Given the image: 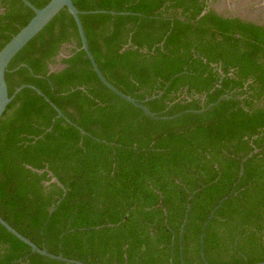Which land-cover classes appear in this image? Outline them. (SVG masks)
<instances>
[{
    "label": "trees",
    "instance_id": "1",
    "mask_svg": "<svg viewBox=\"0 0 264 264\" xmlns=\"http://www.w3.org/2000/svg\"><path fill=\"white\" fill-rule=\"evenodd\" d=\"M72 2L103 77L152 114L229 98L149 118L99 81L61 10L5 73L9 97L32 86L62 116L28 87L7 105L0 218L83 264H204L201 228L232 190L205 228L206 263L263 262L264 23L222 14L216 0ZM33 16L0 0V50ZM0 264L67 263L31 253L0 225Z\"/></svg>",
    "mask_w": 264,
    "mask_h": 264
},
{
    "label": "water",
    "instance_id": "2",
    "mask_svg": "<svg viewBox=\"0 0 264 264\" xmlns=\"http://www.w3.org/2000/svg\"><path fill=\"white\" fill-rule=\"evenodd\" d=\"M25 6H27L28 8H30L33 13L34 16L31 18V20L15 35L13 36L10 41L0 50V119L2 118L7 105L9 104V102L18 94V92L20 90H22L23 88H31L33 90H35V92L40 95L41 97H43V99L56 111L57 116L60 117L62 116V113L48 100V98H46L41 91H39L38 89L32 87V86H27V85H22L20 87H18L13 94L9 97L8 96V90H7V85L5 82V73L7 71L8 65L10 63V61L12 60V58L29 42L31 41L37 34H39L53 19L54 17H56L61 10L66 9L67 12L72 16L75 25L77 27V31H78V35L80 38V42H81V50L84 51V53L86 54L93 71L95 72L97 78L99 79V81L108 89L110 90L112 93H114L116 96H118L119 98H121L122 100L128 102L129 104H131L132 106L140 109L146 116H148L149 118L152 119H156V120H169V119H174L177 118L183 114L186 113H195V114H201L205 111H207L209 108L216 106L220 101L228 99V95L222 96L220 97L215 103L210 104L198 111H193V110H189V111H184L182 113H179L177 115H174L172 117H159L156 116L154 114H152L145 106H143L142 103H139L137 101H135L133 98H131L128 95H125L123 93H121L120 91H118L114 86H112L101 74L100 70L97 67V64L92 56V54L89 51L88 48V44H87V40L82 28V24L79 18V15L82 14V12H79L75 6L73 5L72 0H50L43 8L38 9L35 8L32 4H30L27 0H20ZM96 13V12H93ZM111 14H114L111 12ZM52 71V70H51ZM84 133V132H83ZM257 153V150H254L252 153H250L249 155H247L245 158L241 159L240 161V166H239V177L242 176L243 174V165L244 163L247 161L248 158H250L253 154ZM51 176V182L56 183L63 191L64 187L61 185V183L54 177L52 176V174H50ZM232 190L230 191V193L225 196L222 200H220L217 205L213 208V210L211 211V213L208 216V219L204 222L202 228H201V234H200V257L201 260L203 261L204 264L206 263L205 257H204V232H205V228L209 222V220L212 218L214 212L217 210V208L220 206V204L222 203V201L226 200L230 194H231ZM191 199V196L188 198V201ZM188 210H189V203L186 204V211H185V215H184V220L182 223V226L180 228V236L182 235V231L183 228L187 222V215H188ZM0 225L2 227H4L9 233H11L13 236H15L18 240H20L21 242H23L24 244H26L27 246H29L31 248V253H37L39 255H42L44 257L53 259V260H57V261H62L65 262L67 264H83L80 263L78 261H74V260H70V259H66L62 256H56L53 254H50L47 252V250L45 248H38L35 244H33L31 241H29L27 238H25L24 236H22L21 234H19L15 229H13L8 223H6L2 218H0ZM255 264H264L263 262L260 263H255Z\"/></svg>",
    "mask_w": 264,
    "mask_h": 264
},
{
    "label": "rangeland",
    "instance_id": "3",
    "mask_svg": "<svg viewBox=\"0 0 264 264\" xmlns=\"http://www.w3.org/2000/svg\"><path fill=\"white\" fill-rule=\"evenodd\" d=\"M239 2L240 5L237 6L235 0H216L212 6L225 15L235 14L247 20L264 23V0H240ZM65 53L67 51L61 55Z\"/></svg>",
    "mask_w": 264,
    "mask_h": 264
},
{
    "label": "flooded vegetation",
    "instance_id": "4",
    "mask_svg": "<svg viewBox=\"0 0 264 264\" xmlns=\"http://www.w3.org/2000/svg\"><path fill=\"white\" fill-rule=\"evenodd\" d=\"M240 0H235V2H236V4H237V6L238 5H240V2H239ZM253 7H256L255 5H253ZM237 16H239V15H237ZM239 17H241V16H239ZM242 18V17H241Z\"/></svg>",
    "mask_w": 264,
    "mask_h": 264
}]
</instances>
